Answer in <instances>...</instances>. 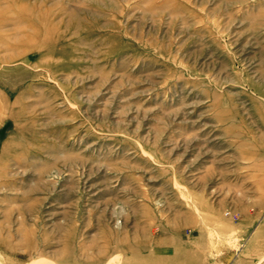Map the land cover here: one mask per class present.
Listing matches in <instances>:
<instances>
[{
  "label": "rangeland",
  "instance_id": "obj_1",
  "mask_svg": "<svg viewBox=\"0 0 264 264\" xmlns=\"http://www.w3.org/2000/svg\"><path fill=\"white\" fill-rule=\"evenodd\" d=\"M0 264H264V0H0Z\"/></svg>",
  "mask_w": 264,
  "mask_h": 264
}]
</instances>
